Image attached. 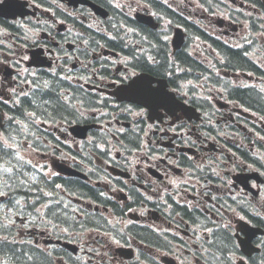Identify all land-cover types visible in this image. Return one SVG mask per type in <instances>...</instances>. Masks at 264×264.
I'll return each instance as SVG.
<instances>
[{
    "label": "flooded vegetation",
    "instance_id": "obj_1",
    "mask_svg": "<svg viewBox=\"0 0 264 264\" xmlns=\"http://www.w3.org/2000/svg\"><path fill=\"white\" fill-rule=\"evenodd\" d=\"M13 1H17L13 11L20 2L19 15L0 16V106L5 129L14 125L7 111L23 105L25 98L48 99L47 91L53 87L48 77L53 75L63 84L58 88L60 101L74 103L75 118L46 124L44 129L52 135L44 140L74 154L55 158L87 173L89 184L80 185L82 191L71 196L74 208L63 201L69 198L65 187H42L45 200L38 204L45 214L51 208L54 220H35L30 214L34 180L21 190L2 188L0 175V222L11 224L16 238L13 243L8 230L0 228V264H208L211 249L224 252L235 264H264V234L252 239L261 251L251 255L242 250L238 237L239 233L246 237L249 226L264 230V158L254 147L249 151L243 137L257 135L253 108L259 107L243 105V89L235 93L224 85L206 92L180 89L181 82L188 84L194 78L180 73L179 67L188 66L193 56L204 61L200 50L208 43L186 41L174 51L169 37L162 35V20L171 23L173 17L185 22L187 40L195 31L204 36L205 26L222 19L214 15L220 7L212 0ZM243 1L247 0H240V6ZM255 2L246 7L261 13L263 5ZM28 8L36 13L25 15ZM139 13L153 16L160 28L139 22ZM229 16L221 20L222 33L238 29V38L247 39L246 23L251 21ZM42 60L53 66L39 67ZM140 72L167 79L172 89L177 83V99L201 116L175 105L160 107L159 116L150 117L145 105L119 101L115 90ZM150 85L157 87L158 82ZM73 122L96 127L81 138L71 133ZM35 142L26 140L22 153L14 150L20 157L16 171L31 177L32 170L20 169L31 160ZM42 156L54 161L50 152ZM256 173L258 177H250ZM118 208L128 210L122 212L135 226L144 227L143 241L152 243L150 234H156V244L147 247L138 239L114 234V224L121 222L114 212ZM66 209L77 215L73 225L70 216L64 217ZM97 212L104 216L97 222L108 225L106 232L94 225L75 230L83 229ZM40 222L53 224L39 227ZM162 235L169 239L166 247L161 246ZM66 242L76 244V251L66 248ZM122 247L134 250L132 259L124 256Z\"/></svg>",
    "mask_w": 264,
    "mask_h": 264
},
{
    "label": "trees",
    "instance_id": "obj_2",
    "mask_svg": "<svg viewBox=\"0 0 264 264\" xmlns=\"http://www.w3.org/2000/svg\"><path fill=\"white\" fill-rule=\"evenodd\" d=\"M225 57H226V63H224L223 65L228 67V68H233V69H250V70H255L258 71V68L253 65L247 58H245L240 51L235 50V49H226V51L223 52ZM50 78V81H53V87H51L48 91H47V97L48 99L43 100V98L41 96H39L37 99H30V98H25L24 99V105L27 106V108L32 107V104L35 103L37 104L38 110L40 112H42L45 116H53L56 115V117H60L63 110L68 111V107L64 104L63 101H60V94H59V90L58 88L61 87V83H59L58 79H56L55 77H53V75L49 76L48 79ZM240 92H242L243 94H241V101H243V103H247L250 104L252 106H256L258 107V104L254 103V102H259V98L255 95V91L253 89H243L240 90ZM251 98L250 99H247ZM23 108H17L16 109V113L20 114ZM262 114H264V112H262ZM5 169H11V171H4L3 169V174L2 177H6L7 182L5 183V186H7L8 188L12 187V186H16L18 189H24L26 187H29V185H27L29 183L30 180H34L33 186L31 188V190H33V197L35 198H42V192H41V188L42 187H46L49 189H53V187L56 185V183L58 182H62V183H67L66 185H68V183H80L82 185H84L83 183L79 182L76 180L72 181L70 180L65 181L64 179H62L59 176H55L52 178H48L45 177L43 174L40 175H33V177H31L29 174L26 173V171H23V173H17V171H15L13 168H11L10 166H7V168ZM26 169L28 170H33L32 167L28 166ZM16 180V181H15ZM44 199V198H43ZM70 216V219L75 221L76 217L75 215H72L68 212V210H65V216L67 217Z\"/></svg>",
    "mask_w": 264,
    "mask_h": 264
},
{
    "label": "water",
    "instance_id": "obj_3",
    "mask_svg": "<svg viewBox=\"0 0 264 264\" xmlns=\"http://www.w3.org/2000/svg\"><path fill=\"white\" fill-rule=\"evenodd\" d=\"M12 6H13V5H12L11 3H7V4L3 7V10H2V12H4L3 14H5L6 12H10ZM181 42H183V35H182V33H181L180 31H178V32H177V35H176V38H175V44H176L177 46H179V45L181 44ZM137 81H138V82H145V81H147V78H146L145 76H142V77H140ZM163 88H164V84L162 83V89H163ZM132 91H133V89H132ZM119 97H121V98H126V97H127V93H125V91L122 90V91L119 93ZM138 97H139V96H138ZM132 98H133V96H131L129 99H132ZM0 122H1V121H0ZM81 130H82V133L85 132V129H84V128H81ZM60 170H63V171L65 170L66 173L77 175L76 172L69 171V170H66V169H64V168H60Z\"/></svg>",
    "mask_w": 264,
    "mask_h": 264
},
{
    "label": "rangeland",
    "instance_id": "obj_4",
    "mask_svg": "<svg viewBox=\"0 0 264 264\" xmlns=\"http://www.w3.org/2000/svg\"><path fill=\"white\" fill-rule=\"evenodd\" d=\"M264 18V17H263ZM263 25H264V21H263ZM213 27V26H212ZM165 28H169L167 25H165ZM213 30H215V31H212L213 33H215V34H217V30H216V28H214L213 27ZM263 40H264V37L262 38ZM194 51H195V49H194ZM252 57L254 58V59H263V57L262 56H258L257 54H255V55H252ZM247 78H245V77H243V83L244 82H246L247 80H246ZM32 161H35V162H37L38 163V165H40V167H42L43 168V165L46 163V162H48L47 160H44L43 158H42V156H38V155H35V154H33V157H32ZM3 163H9L10 165H12L14 162L13 161H3ZM33 164V163H32ZM52 172V171H51Z\"/></svg>",
    "mask_w": 264,
    "mask_h": 264
},
{
    "label": "snow or ice",
    "instance_id": "obj_5",
    "mask_svg": "<svg viewBox=\"0 0 264 264\" xmlns=\"http://www.w3.org/2000/svg\"><path fill=\"white\" fill-rule=\"evenodd\" d=\"M149 59L151 58L149 57ZM4 171L8 172V171H11V169H4ZM0 195H3V193H0Z\"/></svg>",
    "mask_w": 264,
    "mask_h": 264
}]
</instances>
